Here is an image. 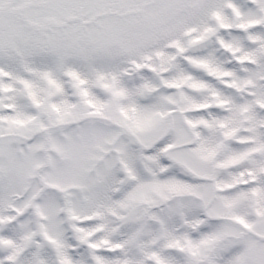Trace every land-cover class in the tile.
<instances>
[{
    "label": "snow or ice",
    "instance_id": "snow-or-ice-1",
    "mask_svg": "<svg viewBox=\"0 0 264 264\" xmlns=\"http://www.w3.org/2000/svg\"><path fill=\"white\" fill-rule=\"evenodd\" d=\"M0 264H264V0H0Z\"/></svg>",
    "mask_w": 264,
    "mask_h": 264
},
{
    "label": "rangeland",
    "instance_id": "rangeland-1",
    "mask_svg": "<svg viewBox=\"0 0 264 264\" xmlns=\"http://www.w3.org/2000/svg\"><path fill=\"white\" fill-rule=\"evenodd\" d=\"M119 14V10L117 8H112L106 12L107 16H116ZM99 19V18H98Z\"/></svg>",
    "mask_w": 264,
    "mask_h": 264
}]
</instances>
